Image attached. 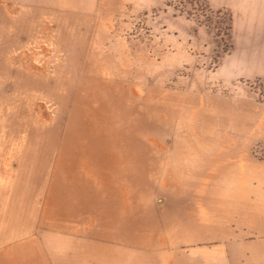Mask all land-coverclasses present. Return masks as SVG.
<instances>
[{
    "label": "rangeland",
    "instance_id": "1",
    "mask_svg": "<svg viewBox=\"0 0 264 264\" xmlns=\"http://www.w3.org/2000/svg\"><path fill=\"white\" fill-rule=\"evenodd\" d=\"M179 1L0 0V264H264V3Z\"/></svg>",
    "mask_w": 264,
    "mask_h": 264
},
{
    "label": "crops",
    "instance_id": "2",
    "mask_svg": "<svg viewBox=\"0 0 264 264\" xmlns=\"http://www.w3.org/2000/svg\"><path fill=\"white\" fill-rule=\"evenodd\" d=\"M220 1H222L225 4L224 6H227L228 10L235 12V14L236 13L241 14L243 11L249 10V6L251 3V0H220ZM261 1L264 3V0H261ZM235 14H234V18H236ZM239 169H240L241 174H243V176H245V177L249 176L248 178H244L242 180L243 183H246V182L252 180V173H254V171H257V169L254 170V167L250 168L247 164L240 165ZM258 171L264 172V170H262V169H260Z\"/></svg>",
    "mask_w": 264,
    "mask_h": 264
},
{
    "label": "trees",
    "instance_id": "3",
    "mask_svg": "<svg viewBox=\"0 0 264 264\" xmlns=\"http://www.w3.org/2000/svg\"><path fill=\"white\" fill-rule=\"evenodd\" d=\"M178 2L179 0H170V2ZM179 5H181L182 8H186L187 5H194V7H198L202 10H205L209 7L208 0H181L179 1ZM232 21V19H231ZM232 28V26H231Z\"/></svg>",
    "mask_w": 264,
    "mask_h": 264
}]
</instances>
